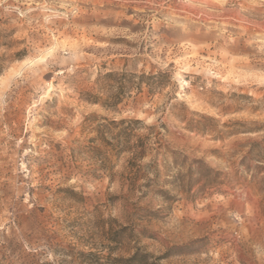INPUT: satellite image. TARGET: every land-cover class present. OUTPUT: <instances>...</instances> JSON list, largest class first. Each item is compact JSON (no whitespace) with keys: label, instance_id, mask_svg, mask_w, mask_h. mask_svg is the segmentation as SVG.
I'll list each match as a JSON object with an SVG mask.
<instances>
[{"label":"rangeland","instance_id":"obj_1","mask_svg":"<svg viewBox=\"0 0 264 264\" xmlns=\"http://www.w3.org/2000/svg\"><path fill=\"white\" fill-rule=\"evenodd\" d=\"M0 66V264H264V0H0Z\"/></svg>","mask_w":264,"mask_h":264},{"label":"trees","instance_id":"obj_2","mask_svg":"<svg viewBox=\"0 0 264 264\" xmlns=\"http://www.w3.org/2000/svg\"><path fill=\"white\" fill-rule=\"evenodd\" d=\"M2 71V67L0 66V73ZM163 73H158L156 75H141L138 78V82L135 84V90L138 94L141 93L142 85L145 86L148 93H152V91L158 86L159 82L158 79L160 77H163ZM126 74L117 75L114 73H106L103 75V79L107 81L108 83H115L118 86H121L123 84L122 80L125 79ZM110 89L108 95H106V98L101 101L99 97H91V103L93 104H100L102 107L105 108H114L121 102V97L118 95V93H111V90L113 87L111 85H108ZM142 122L139 120H121L118 122H108L107 130L110 132L112 129L120 128L118 135L116 138L112 139L114 140V143L111 141H106V146L109 149L110 153L115 152L116 154H127L129 156L127 163V169L129 170V174H132V177H130L129 180H131L132 184L131 186H134V181L136 177L139 174V171L141 168L137 165L138 161H141L146 154L151 151V148L149 147V141L151 140L153 127H147L145 128L148 133L143 136H137L135 135V132L137 131L138 126H142ZM105 140V138L103 139ZM254 146H257V144H253ZM264 151V150H263ZM261 152V151H260ZM260 152L255 153L254 150H250V155H257L259 156ZM106 162H109L108 159H105ZM200 164V162H197ZM150 165V164H149ZM149 165L145 166L147 169ZM202 165V164H201ZM179 168L181 165H177ZM210 171V170H209ZM188 173L190 171L188 170ZM154 183L153 180H146V182L143 184V188L149 189L150 186ZM190 188V185L185 186V192H188ZM135 259V255L131 257L128 261H132Z\"/></svg>","mask_w":264,"mask_h":264}]
</instances>
